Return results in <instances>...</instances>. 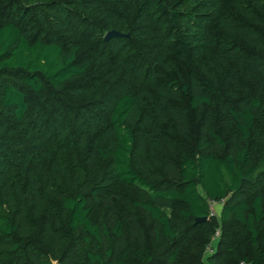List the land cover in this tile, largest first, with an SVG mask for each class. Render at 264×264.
<instances>
[{
	"label": "trees",
	"instance_id": "16d2710c",
	"mask_svg": "<svg viewBox=\"0 0 264 264\" xmlns=\"http://www.w3.org/2000/svg\"><path fill=\"white\" fill-rule=\"evenodd\" d=\"M241 262L264 264V0H0V264Z\"/></svg>",
	"mask_w": 264,
	"mask_h": 264
},
{
	"label": "water",
	"instance_id": "95a60500",
	"mask_svg": "<svg viewBox=\"0 0 264 264\" xmlns=\"http://www.w3.org/2000/svg\"><path fill=\"white\" fill-rule=\"evenodd\" d=\"M118 36H122V37L124 36V37H127L128 34H123V33H120L119 31L111 30V31H108V32L105 34L104 38H105V39H110V38H112V37H118ZM206 219H207V217L196 218V219H195V222L203 221V220H206Z\"/></svg>",
	"mask_w": 264,
	"mask_h": 264
},
{
	"label": "built area",
	"instance_id": "2783aa9c",
	"mask_svg": "<svg viewBox=\"0 0 264 264\" xmlns=\"http://www.w3.org/2000/svg\"><path fill=\"white\" fill-rule=\"evenodd\" d=\"M220 203H222V201H220V202L211 201V203H210V211H209L210 216H214L216 214V211H217L218 206L220 205ZM217 235H218V231L215 232L214 237H216ZM206 249L207 250H211V248L209 246H207ZM240 264H244V263L241 262Z\"/></svg>",
	"mask_w": 264,
	"mask_h": 264
}]
</instances>
